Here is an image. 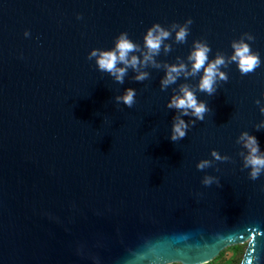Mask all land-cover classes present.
I'll return each instance as SVG.
<instances>
[{
  "label": "water",
  "instance_id": "water-1",
  "mask_svg": "<svg viewBox=\"0 0 264 264\" xmlns=\"http://www.w3.org/2000/svg\"><path fill=\"white\" fill-rule=\"evenodd\" d=\"M189 19L144 81L129 69L119 84L87 58L121 32L142 48L154 23ZM244 34L253 72L229 63L212 95L200 74L161 89L164 65L188 64L193 41L227 59ZM182 84L208 112L181 116L189 128L173 142L180 113L166 105ZM127 88L131 108L114 99ZM261 93L264 0H0V264H208L241 244L240 264H264V172L249 178L238 143L247 132L264 151ZM202 159L212 166L198 170Z\"/></svg>",
  "mask_w": 264,
  "mask_h": 264
},
{
  "label": "clouds",
  "instance_id": "clouds-1",
  "mask_svg": "<svg viewBox=\"0 0 264 264\" xmlns=\"http://www.w3.org/2000/svg\"><path fill=\"white\" fill-rule=\"evenodd\" d=\"M191 23L192 21L189 19L184 24L173 23L167 29L154 23L146 30L143 36L142 48L141 45L129 39L126 32H121L115 37L112 48L108 50L94 48L88 53L87 58L89 60L94 58L97 69L101 72L108 73L119 84L124 83V78L129 69L136 72L135 80L144 81L148 78V73L140 69L149 65L159 68L160 64L157 63L155 58L160 55L161 50L164 53H169L172 50L171 45L165 43V41L171 39L172 33L174 32V43H184L189 34L188 26ZM24 35L27 37L29 33L25 31ZM245 39L252 40L253 37L244 34V37L241 39L232 41V53L227 59L224 54L218 52L214 59L211 60L208 57L211 49L207 43L193 41L192 48L187 56L188 64L181 62L164 65V76L160 82L161 89L164 90L168 86L176 84L181 76L187 78L188 76L200 74L197 85L198 90L212 95L216 90L215 84L217 78L227 81L228 77L226 73L220 69L222 67H228L229 63L235 62L242 75L253 72L260 66V58L258 53L253 52L249 44L245 43ZM261 95L264 96V93H261ZM135 97L136 91L132 88H127L122 95H118L114 99L117 104L122 103L128 108H131L136 103ZM256 103L259 105V100ZM166 107L176 109L180 113V115L173 118L171 126L169 138L173 142L183 139L189 128V124L181 116L195 117V120L190 122L194 124L196 120L202 121L205 113L208 112L205 103L198 101L195 93L185 84L180 85L178 94L170 97ZM259 111L261 114H264V107H260ZM256 127L257 130L264 128V121H261ZM238 143L241 144L244 150L243 167L249 169V178L256 180L264 172V151H261L256 137L249 135L247 132L240 133ZM210 155L216 161L228 159V157H221L215 150H212ZM211 166L212 160L208 159H202L196 164L198 170H204ZM215 179V177L205 175L202 183L208 186Z\"/></svg>",
  "mask_w": 264,
  "mask_h": 264
},
{
  "label": "rangeland",
  "instance_id": "rangeland-1",
  "mask_svg": "<svg viewBox=\"0 0 264 264\" xmlns=\"http://www.w3.org/2000/svg\"><path fill=\"white\" fill-rule=\"evenodd\" d=\"M245 248L246 244L236 245L235 248H226L209 264H240Z\"/></svg>",
  "mask_w": 264,
  "mask_h": 264
},
{
  "label": "trees",
  "instance_id": "trees-1",
  "mask_svg": "<svg viewBox=\"0 0 264 264\" xmlns=\"http://www.w3.org/2000/svg\"><path fill=\"white\" fill-rule=\"evenodd\" d=\"M235 248V246H233ZM222 253V252H221ZM221 253L219 254V256L221 255ZM209 264V263H208Z\"/></svg>",
  "mask_w": 264,
  "mask_h": 264
}]
</instances>
